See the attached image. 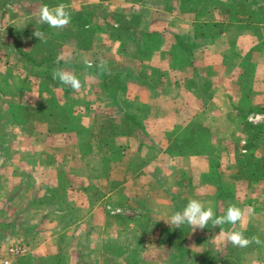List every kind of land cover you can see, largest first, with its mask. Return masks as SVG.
I'll list each match as a JSON object with an SVG mask.
<instances>
[{
    "label": "crops",
    "instance_id": "0c3cea01",
    "mask_svg": "<svg viewBox=\"0 0 264 264\" xmlns=\"http://www.w3.org/2000/svg\"><path fill=\"white\" fill-rule=\"evenodd\" d=\"M190 199L242 221L169 225ZM0 244V264H264V0H0Z\"/></svg>",
    "mask_w": 264,
    "mask_h": 264
},
{
    "label": "clouds",
    "instance_id": "9594fccd",
    "mask_svg": "<svg viewBox=\"0 0 264 264\" xmlns=\"http://www.w3.org/2000/svg\"><path fill=\"white\" fill-rule=\"evenodd\" d=\"M39 19L47 24L49 28L58 29L70 22V14L63 3L57 4L51 8L45 4L39 10ZM52 78L58 79L61 84L70 87L72 90H78L81 86L79 79L75 75L62 70L54 71L52 73ZM248 119L249 122H252L251 116H249ZM242 217V210L235 205H229L223 216L214 217L211 207H205L201 201L190 199L182 210L173 212L166 222L171 226L176 225V228H180V226L184 224L190 227L204 228L209 222L214 226L224 224L234 225L237 222L242 221ZM219 232L222 236H225L226 240L234 247L245 248L252 242H255L256 244L261 243L259 238L252 237L249 239L240 231L228 230L225 234L224 229L220 228Z\"/></svg>",
    "mask_w": 264,
    "mask_h": 264
},
{
    "label": "rangeland",
    "instance_id": "374dc122",
    "mask_svg": "<svg viewBox=\"0 0 264 264\" xmlns=\"http://www.w3.org/2000/svg\"><path fill=\"white\" fill-rule=\"evenodd\" d=\"M129 216H132V215H129ZM29 232L28 233H26V234H23V236H22V238H24L25 236H27V235H29L32 231L31 230H29V229H27ZM6 237V241H5V243H4V245L3 246H1V249L3 250V248H4V246H6L5 248V251H6V254H5V258L7 257V247L9 248L10 246H12L13 244L12 243H15V242H18L19 243V240H17L16 238H14V239H11V237H7V235L5 236ZM30 237H32V235H30L29 236V238ZM33 242V241H32ZM107 242H108V240H107ZM134 242V241H133ZM93 243H94V245H95V247L96 248H98L99 247V245H100V240L99 239H95V240H93ZM114 243V241H112L111 242V244H109L108 246H110V245H112ZM10 244V245H9ZM1 245V244H0ZM107 246V247H108ZM115 249H117V248H121V247H123V246H118V245H112ZM7 258H9V257H7ZM125 258V257H124ZM118 259H119V257H110V256H104V257H101V260H102V264H115L116 262H118ZM7 260H9V259H7ZM20 260H22V262L20 263V262H16V260L14 261V263L16 262L17 264H22L23 263V260H24V262L25 263H29V260H30V258H26V259H24V257L23 258H19L18 259V261H20ZM14 263H12V264H14Z\"/></svg>",
    "mask_w": 264,
    "mask_h": 264
},
{
    "label": "trees",
    "instance_id": "16d2710c",
    "mask_svg": "<svg viewBox=\"0 0 264 264\" xmlns=\"http://www.w3.org/2000/svg\"><path fill=\"white\" fill-rule=\"evenodd\" d=\"M248 160H249V163H252V162L257 163V161H254V160H252V159H247V162H248ZM249 163H248V164H249ZM259 164H260V162H259ZM259 167H260V166L257 167L258 170H260ZM259 172H260V171H259Z\"/></svg>",
    "mask_w": 264,
    "mask_h": 264
},
{
    "label": "built area",
    "instance_id": "2783aa9c",
    "mask_svg": "<svg viewBox=\"0 0 264 264\" xmlns=\"http://www.w3.org/2000/svg\"><path fill=\"white\" fill-rule=\"evenodd\" d=\"M11 250H14L15 252L18 251V247L12 248Z\"/></svg>",
    "mask_w": 264,
    "mask_h": 264
}]
</instances>
